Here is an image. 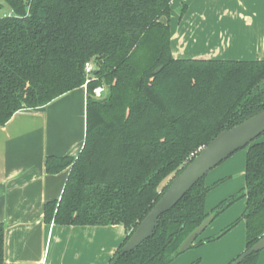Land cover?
I'll return each instance as SVG.
<instances>
[{
  "label": "trees",
  "instance_id": "1",
  "mask_svg": "<svg viewBox=\"0 0 264 264\" xmlns=\"http://www.w3.org/2000/svg\"><path fill=\"white\" fill-rule=\"evenodd\" d=\"M171 2L0 0V127L18 111L44 107L82 87L85 64L93 65L84 144L76 158L46 159L48 174L70 170L60 199L46 203L43 216L45 224L59 226L122 225L126 235L110 264L116 256L113 264H170L195 228L240 198L244 213L190 248L218 239L239 221L246 225L245 251L264 236V142H253L242 191L206 213V195L221 181L205 186L201 179L159 218L149 239L120 255L197 152L221 131L264 111V61L173 58ZM99 86L104 92L96 98ZM259 254L239 264H257ZM0 264H8L1 223Z\"/></svg>",
  "mask_w": 264,
  "mask_h": 264
},
{
  "label": "crops",
  "instance_id": "2",
  "mask_svg": "<svg viewBox=\"0 0 264 264\" xmlns=\"http://www.w3.org/2000/svg\"><path fill=\"white\" fill-rule=\"evenodd\" d=\"M170 9L173 58L264 61V0H172ZM85 130L83 86L44 107L18 111L0 127V223L4 226L6 263L110 264L126 235L122 225L59 226L44 222V205L60 199L70 170L48 174L45 161L50 157L76 158ZM246 152L238 161L230 156L204 178L205 186H211L238 175L207 193L206 213L243 183L245 187ZM245 207V199L229 207L212 220L198 240L217 235L239 218ZM245 239L243 221L219 239L187 250L170 264H228L245 250ZM257 264H264V250Z\"/></svg>",
  "mask_w": 264,
  "mask_h": 264
},
{
  "label": "water",
  "instance_id": "3",
  "mask_svg": "<svg viewBox=\"0 0 264 264\" xmlns=\"http://www.w3.org/2000/svg\"><path fill=\"white\" fill-rule=\"evenodd\" d=\"M262 134H264V111L230 129L218 133L197 152L193 159L171 181L159 200L132 231L129 239L121 247L120 255L134 251L149 239L157 227L159 218L170 211L197 182L204 179L213 169L237 151L244 148L247 150V147ZM212 220L213 215H209L195 228L182 241L178 248V253L186 252ZM263 250L264 236L231 264H239L250 254L261 253ZM117 258L118 256L114 258L111 264Z\"/></svg>",
  "mask_w": 264,
  "mask_h": 264
},
{
  "label": "rangeland",
  "instance_id": "4",
  "mask_svg": "<svg viewBox=\"0 0 264 264\" xmlns=\"http://www.w3.org/2000/svg\"><path fill=\"white\" fill-rule=\"evenodd\" d=\"M175 12V10L173 11V13ZM177 12V13H176ZM175 13L178 15L179 14V12H178V10L176 11ZM161 21H165L164 20V18H162L161 19ZM263 137H264V134H262L261 136H259L254 142H263L262 141V139H263ZM245 152H246V148H244V149H241V150H239V151H237L236 153H234L232 156H231V158L232 157H236V161H238V159H240L241 157H242V155H244V157H245ZM240 155H241V157H240ZM229 159V158H228ZM242 159V158H241ZM243 162H244V158H243ZM218 167V166H217ZM237 179L238 178V175H233V176H229L228 178H227V180L228 179ZM171 179V177L169 178V179H167L163 184H162V186H165L168 182H169V180ZM224 181L226 180V179H223ZM226 180V181H227ZM224 181H222L221 183H219L218 185L220 186ZM243 187H244V183H243V185H242ZM243 187H241L242 189H244ZM241 188H239L238 189V191L237 192H235V193H238V192H240V191H242V189ZM234 193V194H235ZM233 195V194H232ZM231 196V195H230ZM244 200V198H240V199H238L235 203H233L231 206H233L234 204H238L239 202H241V201H243ZM230 206V207H231ZM227 210V209H226ZM225 210V211H226ZM238 219V218H237ZM240 223H242L243 224V221H239L237 224H236V226L237 225H239ZM182 254V253H181ZM181 254H179L178 256H180ZM177 256V257H178ZM177 257H175V258H177ZM174 260V259H173Z\"/></svg>",
  "mask_w": 264,
  "mask_h": 264
},
{
  "label": "built area",
  "instance_id": "5",
  "mask_svg": "<svg viewBox=\"0 0 264 264\" xmlns=\"http://www.w3.org/2000/svg\"><path fill=\"white\" fill-rule=\"evenodd\" d=\"M84 71H85L86 79H85V82L83 84V87L86 88V85L91 80L93 65L91 63H86L85 67H84ZM103 92H104V88L102 86H99V87H96L93 89V94L96 98H100L103 95Z\"/></svg>",
  "mask_w": 264,
  "mask_h": 264
},
{
  "label": "flooded vegetation",
  "instance_id": "6",
  "mask_svg": "<svg viewBox=\"0 0 264 264\" xmlns=\"http://www.w3.org/2000/svg\"><path fill=\"white\" fill-rule=\"evenodd\" d=\"M244 188H245V187H244ZM242 190H243V189H242ZM245 208H246V207H245ZM244 211H245V210H244ZM243 213H244V212H243ZM243 213H242V214H243ZM215 218H216V217H215ZM215 218H213V219H215ZM231 230H232V229H231ZM231 230H230V231H231ZM219 233H220V232H219ZM219 233H218V234H219ZM218 234H217V235H218ZM224 235H225V234H224ZM215 236H216V235H215ZM219 236L222 237L223 235L220 234ZM199 237H200V236H199ZM199 237H197V239L194 241L193 244H195L196 241H199V240H198ZM220 237H219V238H220ZM219 238H218V239H219ZM216 240H217V239H216ZM193 244H192V245H193ZM205 244H206V243H205ZM192 245H191V246H192ZM189 249H192V248L189 247ZM189 249H188V250H189ZM244 252H245V250L241 253V255H242ZM179 254H180V253H179ZM239 255H240V254H239ZM241 255H240V256H241ZM237 256H238V255H237ZM237 256H236V257H237ZM240 256H239V257H240ZM236 257H235V258H236ZM235 258L232 259L228 264H231L232 262H234V261H235Z\"/></svg>",
  "mask_w": 264,
  "mask_h": 264
}]
</instances>
